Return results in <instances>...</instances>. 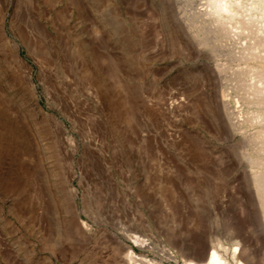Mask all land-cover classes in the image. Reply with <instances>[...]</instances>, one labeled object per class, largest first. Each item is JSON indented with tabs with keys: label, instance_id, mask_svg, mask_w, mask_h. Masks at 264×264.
Returning a JSON list of instances; mask_svg holds the SVG:
<instances>
[{
	"label": "rangeland",
	"instance_id": "obj_1",
	"mask_svg": "<svg viewBox=\"0 0 264 264\" xmlns=\"http://www.w3.org/2000/svg\"><path fill=\"white\" fill-rule=\"evenodd\" d=\"M210 6L0 0V264H184L191 244L235 264L237 240L264 264L233 125L264 15Z\"/></svg>",
	"mask_w": 264,
	"mask_h": 264
},
{
	"label": "bare ground",
	"instance_id": "obj_2",
	"mask_svg": "<svg viewBox=\"0 0 264 264\" xmlns=\"http://www.w3.org/2000/svg\"><path fill=\"white\" fill-rule=\"evenodd\" d=\"M243 0H211V12L215 14V21L223 22L226 18H234L237 14V6L241 4ZM252 6L258 9L264 15V0H251ZM250 21V18H247ZM246 28L241 26V29ZM258 42L250 46L251 50L260 48L258 52L250 51L252 64L248 65V69L252 73L258 74V78L252 85V89L248 92L244 100V114H240L239 118H233L234 129L241 131L243 135L246 134L247 146L243 150V156L248 161L253 186L257 198L259 200V207L263 214L264 220V29H259L257 32ZM256 38V37H255ZM225 108L229 110L227 103L225 102ZM258 121L262 123L261 126L256 127L252 132L249 131V126L256 124ZM133 236V235H131ZM139 237V236H138ZM142 239V238H140ZM137 241V238L135 239ZM145 241V240H144ZM142 240H138L141 245H145L148 248H154L149 246L148 243ZM240 240L232 243L231 259L235 264H245L246 261L240 256L239 253ZM156 248V247H155ZM159 253L161 255H167L173 257L170 252L165 248H160ZM140 263H144L140 261ZM147 264H162L155 263L153 261H147ZM184 264H230L227 256L221 253L214 246L201 245L200 249L196 248V244L190 245V251L185 254L183 258Z\"/></svg>",
	"mask_w": 264,
	"mask_h": 264
}]
</instances>
